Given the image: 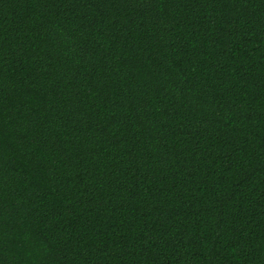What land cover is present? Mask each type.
Masks as SVG:
<instances>
[{"label": "trees", "instance_id": "obj_1", "mask_svg": "<svg viewBox=\"0 0 264 264\" xmlns=\"http://www.w3.org/2000/svg\"><path fill=\"white\" fill-rule=\"evenodd\" d=\"M0 264H264V0H0Z\"/></svg>", "mask_w": 264, "mask_h": 264}]
</instances>
